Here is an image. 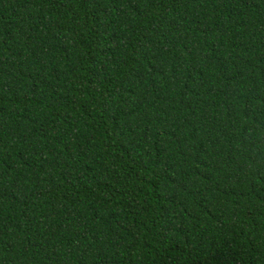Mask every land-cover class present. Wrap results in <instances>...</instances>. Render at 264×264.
<instances>
[{"label": "trees", "instance_id": "16d2710c", "mask_svg": "<svg viewBox=\"0 0 264 264\" xmlns=\"http://www.w3.org/2000/svg\"><path fill=\"white\" fill-rule=\"evenodd\" d=\"M0 264H264V0H0Z\"/></svg>", "mask_w": 264, "mask_h": 264}]
</instances>
